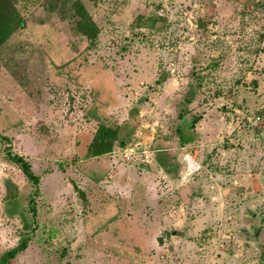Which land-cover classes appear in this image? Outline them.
Here are the masks:
<instances>
[{
	"label": "rangeland",
	"instance_id": "1",
	"mask_svg": "<svg viewBox=\"0 0 264 264\" xmlns=\"http://www.w3.org/2000/svg\"><path fill=\"white\" fill-rule=\"evenodd\" d=\"M27 10L0 43V255L25 220L32 240L11 264H264V0ZM102 124L127 143L91 157ZM187 155L200 169L184 179Z\"/></svg>",
	"mask_w": 264,
	"mask_h": 264
},
{
	"label": "trees",
	"instance_id": "2",
	"mask_svg": "<svg viewBox=\"0 0 264 264\" xmlns=\"http://www.w3.org/2000/svg\"><path fill=\"white\" fill-rule=\"evenodd\" d=\"M31 2L32 0H0V43L5 42L12 35L17 33L18 30L25 28V15L26 12H28V4ZM77 10L80 15L77 25L82 33L90 39L91 44H93L97 37L96 25L88 19V13L83 6L78 5ZM193 99V94L189 93L188 103L193 101ZM120 129L121 127L119 126H116L115 128L104 124L99 126V129L97 130V133L88 148L90 156L97 157L114 151L116 147L115 143L118 142V140H120L121 144H126L127 141L119 137ZM179 136L182 145H186L191 142V137H186L181 129H179ZM0 139L10 143V140L1 134ZM7 152L10 161L19 166L20 170L27 177L29 182H31L35 187H38L41 178L33 172L30 162L23 156L12 153L10 149H7ZM11 183L12 182L10 180L5 181L6 185ZM31 210L35 215V208L33 207ZM24 223L27 231L21 235L17 246L1 253L0 264H11V262L14 261L20 254L28 250L30 241L32 240L31 235L28 233V230L31 228V221L24 220Z\"/></svg>",
	"mask_w": 264,
	"mask_h": 264
},
{
	"label": "built area",
	"instance_id": "3",
	"mask_svg": "<svg viewBox=\"0 0 264 264\" xmlns=\"http://www.w3.org/2000/svg\"><path fill=\"white\" fill-rule=\"evenodd\" d=\"M256 119H260L259 117ZM188 159H187V169H186V173L184 175V179H187L188 176H191L193 173H195L196 171H198L200 169V165L193 160L189 155ZM137 157H135L134 155V150H131L129 153H126V160H128L131 163H135L137 161ZM144 162V161H143ZM145 163V162H144Z\"/></svg>",
	"mask_w": 264,
	"mask_h": 264
},
{
	"label": "water",
	"instance_id": "4",
	"mask_svg": "<svg viewBox=\"0 0 264 264\" xmlns=\"http://www.w3.org/2000/svg\"><path fill=\"white\" fill-rule=\"evenodd\" d=\"M135 165L136 166H138V167H140L142 170H145V171H151V167H150V165H147V164H145L143 161H141V160H137L136 162H135ZM173 179H177V175H170Z\"/></svg>",
	"mask_w": 264,
	"mask_h": 264
},
{
	"label": "crops",
	"instance_id": "5",
	"mask_svg": "<svg viewBox=\"0 0 264 264\" xmlns=\"http://www.w3.org/2000/svg\"><path fill=\"white\" fill-rule=\"evenodd\" d=\"M141 171V172H140ZM138 172H139V175L141 174L142 175V178H144L143 176H144V173H146L144 170H142V169H138ZM151 172V171H150ZM140 175V176H141ZM164 215V214H163ZM163 215H162V217H163ZM168 216H166L165 218H167ZM102 218H104V217H102ZM163 222H162V230H164L165 228H166V222H164V219L162 220ZM169 222H171L170 220H169ZM166 230V229H165Z\"/></svg>",
	"mask_w": 264,
	"mask_h": 264
}]
</instances>
